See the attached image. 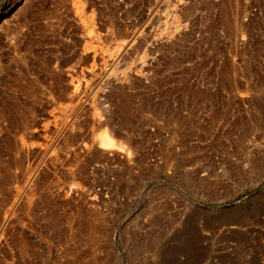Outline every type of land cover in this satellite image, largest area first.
Masks as SVG:
<instances>
[{
  "label": "rangeland",
  "instance_id": "374dc122",
  "mask_svg": "<svg viewBox=\"0 0 264 264\" xmlns=\"http://www.w3.org/2000/svg\"><path fill=\"white\" fill-rule=\"evenodd\" d=\"M0 264H264V0H0Z\"/></svg>",
  "mask_w": 264,
  "mask_h": 264
}]
</instances>
